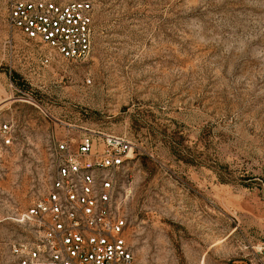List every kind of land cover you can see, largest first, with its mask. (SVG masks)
<instances>
[{
  "label": "rangeland",
  "instance_id": "rangeland-1",
  "mask_svg": "<svg viewBox=\"0 0 264 264\" xmlns=\"http://www.w3.org/2000/svg\"><path fill=\"white\" fill-rule=\"evenodd\" d=\"M92 1L88 56L43 67L0 0V264L84 135L131 143L134 264H264V0Z\"/></svg>",
  "mask_w": 264,
  "mask_h": 264
},
{
  "label": "built area",
  "instance_id": "built-area-1",
  "mask_svg": "<svg viewBox=\"0 0 264 264\" xmlns=\"http://www.w3.org/2000/svg\"><path fill=\"white\" fill-rule=\"evenodd\" d=\"M6 22L32 43L41 66L56 58L78 61L91 50L92 0H7ZM42 48L45 50L42 51ZM0 124V147L12 143ZM44 195L19 215L32 237L11 246L15 264H134L125 212L132 193L131 143L121 137L84 135L57 141Z\"/></svg>",
  "mask_w": 264,
  "mask_h": 264
}]
</instances>
